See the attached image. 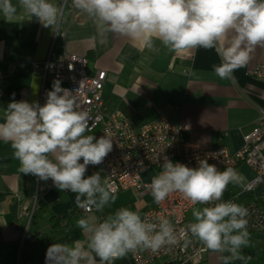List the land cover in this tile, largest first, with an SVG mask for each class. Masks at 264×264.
Wrapping results in <instances>:
<instances>
[{
    "label": "clouds",
    "instance_id": "clouds-1",
    "mask_svg": "<svg viewBox=\"0 0 264 264\" xmlns=\"http://www.w3.org/2000/svg\"><path fill=\"white\" fill-rule=\"evenodd\" d=\"M72 6L92 19L101 36L112 33L148 49L159 41L176 54L214 50L220 64L213 71L221 80H233L257 46L264 47V0H72ZM18 7L45 28L58 23L59 8L50 0H18ZM18 7L0 0L6 22L16 19ZM12 97L3 110L0 141L10 144L19 172L38 181L50 179L57 190L74 193L75 205L86 212L103 213L115 203V189L100 172L86 176L88 166L104 162L114 140L107 130L98 138L86 134L95 125L80 102V89L63 88L54 80L43 105L17 101L15 93ZM161 169L148 185L155 204L178 192L192 205H208L193 208L186 227L177 231L168 218L153 223L126 207L102 218L86 215L75 225L83 239L51 244L45 264H114L137 250L157 253L182 241L186 246L190 237L220 254L221 264H246L242 250L250 246L248 209L222 201L228 186H242L245 177L231 167L220 171L207 159L189 167L165 156Z\"/></svg>",
    "mask_w": 264,
    "mask_h": 264
},
{
    "label": "crops",
    "instance_id": "crops-1",
    "mask_svg": "<svg viewBox=\"0 0 264 264\" xmlns=\"http://www.w3.org/2000/svg\"><path fill=\"white\" fill-rule=\"evenodd\" d=\"M50 2L59 8L53 28L43 27L35 17L28 19L18 0H12L18 7L13 22H6L0 14V122L13 93L17 101L44 104L54 79L43 78L42 64L52 48L86 58L90 76L104 71L105 113H118L133 128L163 116L173 125L186 127L187 141L205 149L220 145L231 153L255 129L264 137V81L248 74L255 66H264V47L257 46L248 64L233 73V80H221L213 71V65L220 64L214 50L197 48L176 54L159 41L148 49L112 33L101 36L92 19L72 6V0ZM12 151L10 144L0 141V264H45L51 244L83 239L75 226L79 218L103 216L82 212L75 205V194L57 190L50 179L38 181L19 172ZM235 170L245 177L243 185L230 184L222 201L234 199L243 205L254 199L264 210V182L246 195L243 189L254 171L246 165ZM27 244L41 250L35 259ZM258 247L264 251V232L250 233V246L243 250L252 254ZM243 255L246 264L256 260ZM199 264H221L220 254L208 250ZM256 264L264 263L256 260Z\"/></svg>",
    "mask_w": 264,
    "mask_h": 264
},
{
    "label": "built area",
    "instance_id": "built-area-1",
    "mask_svg": "<svg viewBox=\"0 0 264 264\" xmlns=\"http://www.w3.org/2000/svg\"><path fill=\"white\" fill-rule=\"evenodd\" d=\"M42 65L43 78L49 76L60 80L65 83V88L72 91L80 89V102L92 117L90 124L95 125L94 132L87 134H94L97 138L106 130L112 134L113 150L101 165L88 166L86 176L100 172L102 178H106L113 185L115 193L133 189L136 197L149 199L150 206L141 215L142 218L146 216L153 223L159 222L161 218H168L178 231L190 222L187 218L188 212L201 205H192L178 192L170 194L159 205L153 202L148 189L151 180L144 181L142 175L151 172L153 168L160 172L165 156L174 163L179 162L189 167H196L199 159H207L209 164L216 165L220 171L227 167L235 169L239 165H246L254 171L253 178L243 189L246 195L264 182V137L259 129H255L246 138L239 150L231 153L220 145L205 149L187 141L186 127L173 125L163 116L152 123L133 128L118 113H105L102 99L105 72L98 71L90 76L86 58L65 51L57 53L51 48ZM248 74L264 81V66H255ZM225 201L236 203L234 199ZM243 206L248 209V232L263 233V208L254 199L248 200ZM80 210L84 213L95 211ZM28 216L30 218L31 214ZM190 240L186 246L182 241L178 246L161 249L157 253L147 250L130 252L124 260L128 264H153L160 261L166 264H199L208 250L197 239L190 237Z\"/></svg>",
    "mask_w": 264,
    "mask_h": 264
},
{
    "label": "rangeland",
    "instance_id": "rangeland-1",
    "mask_svg": "<svg viewBox=\"0 0 264 264\" xmlns=\"http://www.w3.org/2000/svg\"><path fill=\"white\" fill-rule=\"evenodd\" d=\"M159 170L156 168H153L151 172H147L142 175V179L144 181H149L151 178L158 174ZM117 199L115 203L110 204L108 207L105 208L104 212L101 213L102 216H106L108 214L114 213L119 208H129L131 210H134L138 212L140 215H142L145 210L150 206V200L146 197L138 198L136 197V191L133 189L121 191L118 193H115ZM204 206H196L197 209H202ZM193 210V209H192ZM192 210L188 214L189 220H193L192 217Z\"/></svg>",
    "mask_w": 264,
    "mask_h": 264
},
{
    "label": "trees",
    "instance_id": "trees-1",
    "mask_svg": "<svg viewBox=\"0 0 264 264\" xmlns=\"http://www.w3.org/2000/svg\"><path fill=\"white\" fill-rule=\"evenodd\" d=\"M263 204H264V199H263ZM27 247L33 259H35L37 255L41 252V250H39L34 244H27ZM242 252L246 254L248 258H250V256L253 255L257 261L264 263V251L262 248L260 247L256 248L255 252H253L252 254L244 250H242ZM256 260L254 263L251 262V264H256ZM114 264H127V263L125 262L124 258H122V259L116 260Z\"/></svg>",
    "mask_w": 264,
    "mask_h": 264
},
{
    "label": "water",
    "instance_id": "water-1",
    "mask_svg": "<svg viewBox=\"0 0 264 264\" xmlns=\"http://www.w3.org/2000/svg\"><path fill=\"white\" fill-rule=\"evenodd\" d=\"M89 68H90V64L87 65V71H88Z\"/></svg>",
    "mask_w": 264,
    "mask_h": 264
}]
</instances>
